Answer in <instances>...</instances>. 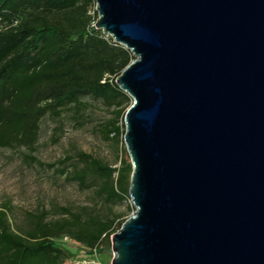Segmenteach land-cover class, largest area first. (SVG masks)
<instances>
[{"label":"water","instance_id":"water-1","mask_svg":"<svg viewBox=\"0 0 264 264\" xmlns=\"http://www.w3.org/2000/svg\"><path fill=\"white\" fill-rule=\"evenodd\" d=\"M134 213L111 264H264V0H94Z\"/></svg>","mask_w":264,"mask_h":264},{"label":"trees","instance_id":"trees-1","mask_svg":"<svg viewBox=\"0 0 264 264\" xmlns=\"http://www.w3.org/2000/svg\"><path fill=\"white\" fill-rule=\"evenodd\" d=\"M0 148L24 147V162L52 169L67 183L94 186L104 212L87 206H53L30 214L23 233L13 231L7 209L0 210V264H63L74 244L90 255L111 253L110 238L125 219L111 206L129 199L131 164L123 144L128 96L115 78L135 58L124 46L95 28L94 0H0ZM89 95L114 105L104 137L121 139L120 166L111 167L81 150L43 163L34 154L41 119L68 109L77 118ZM65 242H64V241ZM62 241V242H61Z\"/></svg>","mask_w":264,"mask_h":264},{"label":"rangeland","instance_id":"rangeland-1","mask_svg":"<svg viewBox=\"0 0 264 264\" xmlns=\"http://www.w3.org/2000/svg\"><path fill=\"white\" fill-rule=\"evenodd\" d=\"M81 100L86 102L87 107L77 118L72 116V111L65 109L59 117L47 114L41 119L33 154L41 162L48 163L81 150L111 167H119L121 139H107L103 134L105 124L114 118L115 106L89 95L81 97ZM129 103H132V99L128 96L121 107ZM122 120L118 119L119 125ZM27 152L24 147L0 148V210L7 209V219L13 231H26L30 226V214L43 209L49 211L47 219L61 217L52 210L57 205L70 206L75 211L87 206L91 212H104L102 200L97 197L94 186L81 188L76 183L65 182L64 176L54 173L52 169L25 163L23 154ZM111 208L122 220L134 213L129 199ZM64 247L71 255L63 264H80L91 260L98 264H111L112 253L90 255L74 244H65Z\"/></svg>","mask_w":264,"mask_h":264},{"label":"built area","instance_id":"built-area-1","mask_svg":"<svg viewBox=\"0 0 264 264\" xmlns=\"http://www.w3.org/2000/svg\"><path fill=\"white\" fill-rule=\"evenodd\" d=\"M2 28V23H1V19H0V29ZM106 35V34H105ZM78 264V263H77ZM80 264H98L97 262L91 260V261H88V262H82Z\"/></svg>","mask_w":264,"mask_h":264}]
</instances>
